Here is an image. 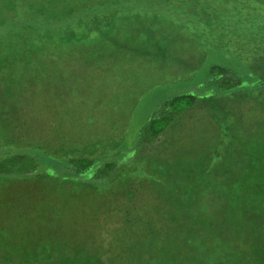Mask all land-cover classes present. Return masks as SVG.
<instances>
[{
	"label": "rangeland",
	"instance_id": "374dc122",
	"mask_svg": "<svg viewBox=\"0 0 264 264\" xmlns=\"http://www.w3.org/2000/svg\"><path fill=\"white\" fill-rule=\"evenodd\" d=\"M129 1L130 6L144 7L146 12L127 16L129 23L112 17L114 33L95 31L90 35L89 40L94 42L88 49L82 47L76 53L65 50L53 55L46 52L49 55L41 56L40 63L32 68L0 70V125L10 128L6 137L14 139L15 145L50 146L55 150L66 147L72 158L89 156L88 149L94 143L100 155L105 151L103 145L109 146L108 152H120L136 143L165 103L202 86L203 72L208 70L204 67L227 66L236 77L246 79L254 63L264 60V0H197L199 4L194 9L187 5L175 7L167 0ZM112 2L118 0H90L86 4H90L93 12L102 11ZM75 6L74 11H78ZM163 8L168 14L160 12ZM90 18L92 23H101ZM186 21L197 22L194 23L197 26ZM99 24L94 28L98 29ZM141 34L143 42L137 39ZM187 35L190 38L195 35L205 43L200 45L204 52L193 50V44L187 43ZM209 36L212 40L207 41ZM152 39L159 42L157 49L150 45ZM257 65L264 70V65ZM254 100L248 96L228 98L227 111L231 106L250 110ZM209 108L207 102H200L196 109L185 114L171 138L156 149L141 152L133 169L124 168L134 179H121L119 173L118 186L106 192L102 200L104 208H98L93 215L91 229L100 234L92 242L104 250L103 260L162 264L173 258L163 246L166 238L159 237L173 223L170 216L181 212L177 208L170 210V199L164 201L166 194L176 183L180 185L182 178L195 176L196 180L212 182L210 191L203 186L205 194L212 192L218 177L231 166V145H234L231 121H211L207 118ZM254 113L253 118H264V112ZM114 142L119 145L112 147ZM139 183L132 199L129 192ZM51 185L45 182L11 185L7 200H0V211L6 210L7 218L14 212L10 209L21 205L42 207L50 198ZM83 202L79 200L80 207ZM100 202H96L98 206ZM210 207L212 214L219 209ZM88 217L89 214L85 216ZM120 238L136 243L129 252L133 255L125 253L128 245ZM144 239L158 245L155 243L149 252L148 246H142Z\"/></svg>",
	"mask_w": 264,
	"mask_h": 264
},
{
	"label": "trees",
	"instance_id": "16d2710c",
	"mask_svg": "<svg viewBox=\"0 0 264 264\" xmlns=\"http://www.w3.org/2000/svg\"><path fill=\"white\" fill-rule=\"evenodd\" d=\"M89 1L0 0V70L32 68L40 63L41 56L49 55L44 54L46 52L53 55L65 50L76 53L88 49L94 42L89 40L90 35L95 31L114 33L110 24L113 23L112 17L129 23L127 16L146 12L144 7L130 6L129 0H118L102 11L91 12L90 4H86ZM167 2L175 7L187 5L189 9L199 4L197 0ZM75 5L78 11H74ZM160 12L168 14L164 8ZM90 17L101 21L96 23L98 29L94 28L96 24ZM186 22L197 26L194 24L197 22ZM217 32L222 33L221 30ZM221 35L225 37L226 33ZM137 39L143 42V34ZM187 40L188 44H193V50H202L200 45H206L195 35L192 38L187 35ZM209 40H212L211 36ZM158 44L152 39L150 45L157 49ZM229 47L226 46L231 50ZM137 48L145 50L141 46ZM257 63L264 65V60L254 63L251 75L246 79L236 77L227 66L204 67L208 70L203 72L202 86L165 103L136 143L123 147L120 152H108L109 146L103 145L105 151L100 155L94 143V147L88 149L89 156L72 158L66 147L56 150L50 146L23 148L15 145L14 139L6 137L10 128L0 125V200H7L9 188L15 183L52 184L50 198L42 207L23 208L21 205L16 210L10 209L14 212L7 218L8 212L0 211V264H152L144 260H103L104 250L92 242L99 233L91 229L93 215L98 208H104L102 200L106 198V192L118 186L119 173L121 179H134L135 176H130L124 168L133 169L141 152L156 149L171 138L181 126L185 114L196 109L200 102L210 105L207 118L211 121H231V139L234 141L231 166L224 168L226 171L223 170L218 177L212 192L205 194L203 188L205 186L210 191L212 182L196 180L195 176L182 178L180 185L176 183L166 194L164 201L170 199V210L177 208L181 214L170 216L173 223H169V229L159 237L166 238L163 246L173 257L162 264H264V118L252 117L254 112H264V70ZM243 96L256 99L252 109L231 106L227 111L228 98ZM118 145L114 142L112 147ZM140 185L129 192L132 199ZM69 196L76 199H67ZM79 200L84 201L82 207ZM100 200L98 206L96 202ZM54 202L58 205H53ZM211 205L219 208L214 214L209 210ZM87 214L90 217L85 218ZM120 240L128 245L125 253L133 255L129 252L135 242ZM141 243L148 246L149 252L155 243L158 245L157 242L148 243L147 239Z\"/></svg>",
	"mask_w": 264,
	"mask_h": 264
}]
</instances>
